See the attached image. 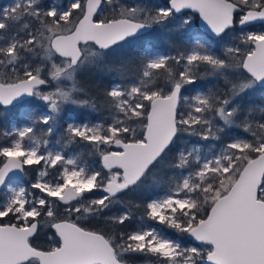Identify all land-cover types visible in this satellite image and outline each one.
<instances>
[{"label":"snow or ice","instance_id":"6c2138e0","mask_svg":"<svg viewBox=\"0 0 264 264\" xmlns=\"http://www.w3.org/2000/svg\"><path fill=\"white\" fill-rule=\"evenodd\" d=\"M255 92L264 0H0V264H264Z\"/></svg>","mask_w":264,"mask_h":264},{"label":"trees","instance_id":"16d2710c","mask_svg":"<svg viewBox=\"0 0 264 264\" xmlns=\"http://www.w3.org/2000/svg\"><path fill=\"white\" fill-rule=\"evenodd\" d=\"M161 1H162V3L164 2V0H161ZM6 2H7V0H4V3H6ZM157 37H158V40L161 42V46L160 47H163L164 49H167L168 52L173 51L172 49H170L168 47V44H167V36H166L165 33H158ZM155 38H156V36L150 37V41L151 40L154 41ZM138 50H139L138 49V45H130V46L126 47L125 49H123V52L126 53V54H128V56H134V55H136V53L138 52ZM85 79H87V78H85ZM200 83L205 86V89L204 90H206V88L207 87H210L212 83H215V80L213 78H209L208 81H202ZM221 84H222V82H221ZM262 96H264V93H262V92H255L253 94V96L250 97V99L251 100H255L256 102H259ZM79 111L80 110H76V112H74L73 114L74 115H78ZM83 111L85 112L86 117H88L89 119H91L95 115L94 113L93 114H88L87 113V110H83ZM12 118H15V115L13 113L10 114V115H8V116H6L5 118L3 117V120L0 122L1 123V125H0V131H2L3 129L7 128L6 122L8 121V119H12ZM237 130H233V131H237ZM73 150H78V152L81 154V158L83 160H86L87 161V160H90V159L93 158V156L87 155L86 152L83 149L73 148ZM32 175L34 176L35 174L33 173ZM149 184H151V180H149ZM145 191L146 192H155V191H159V190L158 189H152V188L149 187V188H146ZM130 198L139 199L138 196L137 197H130ZM113 210L114 211H119L120 210L119 205H117ZM85 226H88V225L86 224ZM135 226H136V222H133V224H132L131 227L134 228ZM166 231H168L171 235H175L174 233L171 232V230H166ZM46 233L47 234H50V230L44 229L41 232L40 239H39L38 243H42L43 244L47 240L48 236L46 235ZM188 240L189 239H185L184 242L187 243ZM45 246H47V245L45 244ZM149 259L150 258H147V257L141 258L140 264H143L144 261H147Z\"/></svg>","mask_w":264,"mask_h":264},{"label":"rangeland","instance_id":"374dc122","mask_svg":"<svg viewBox=\"0 0 264 264\" xmlns=\"http://www.w3.org/2000/svg\"><path fill=\"white\" fill-rule=\"evenodd\" d=\"M8 2H9V0H7L6 3H8ZM158 2L162 3L161 0H158ZM198 34L199 33H193L192 36L188 37V39L190 41L191 40H194L195 37H196V35H198ZM157 35H158V33H156V34L153 35V36H156V38L154 39V41L151 40V43H153L156 46V49L158 51H160L162 53H168V50L167 49H164L163 47H160L161 46V42L158 40ZM12 113L15 115V118L8 119V121L6 122L7 128L10 127L13 123H15L17 126H22V125H24V124L27 123V121H25V120H23L21 118V115H20L21 108H16V109L12 110L11 112H9L7 115L0 116V122L3 120V117L5 118L6 116H8V115H10ZM0 125H1V123H0ZM234 132H239V131L237 130V131H234ZM240 134L241 135H244L243 133H240ZM74 152H78V150L69 149L68 154L71 155ZM97 159H98L97 157H93L92 159L87 160V162L95 166ZM22 182H25V181H22ZM157 227H159V226H157ZM167 233H168L169 236L175 238V235H171L168 231H167ZM186 244L192 245V244H195V243H193L191 240H188V242ZM143 264H145V261L143 262Z\"/></svg>","mask_w":264,"mask_h":264},{"label":"water","instance_id":"95a60500","mask_svg":"<svg viewBox=\"0 0 264 264\" xmlns=\"http://www.w3.org/2000/svg\"><path fill=\"white\" fill-rule=\"evenodd\" d=\"M197 27L200 29V31L202 32L203 31V26L202 25H200V23H199V20H198V18H197ZM189 240H191V239H189ZM193 243H198V242H195V241H193V240H191Z\"/></svg>","mask_w":264,"mask_h":264}]
</instances>
